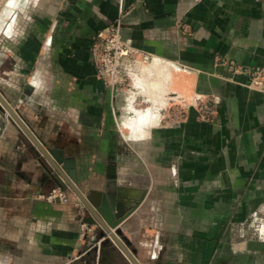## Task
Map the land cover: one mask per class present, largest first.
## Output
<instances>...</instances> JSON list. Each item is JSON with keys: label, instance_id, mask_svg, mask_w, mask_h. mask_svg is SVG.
<instances>
[{"label": "crops", "instance_id": "crops-1", "mask_svg": "<svg viewBox=\"0 0 264 264\" xmlns=\"http://www.w3.org/2000/svg\"><path fill=\"white\" fill-rule=\"evenodd\" d=\"M116 21L152 55L120 90L90 56ZM259 66L264 0H0V95L39 142L0 107V264H264ZM204 97L212 119L190 106L173 121ZM70 183L132 206L119 245L97 221L93 246L79 240L90 211ZM57 187L65 199H46Z\"/></svg>", "mask_w": 264, "mask_h": 264}, {"label": "built area", "instance_id": "built-area-1", "mask_svg": "<svg viewBox=\"0 0 264 264\" xmlns=\"http://www.w3.org/2000/svg\"><path fill=\"white\" fill-rule=\"evenodd\" d=\"M91 62L94 67L96 76L101 80L103 85L116 90L126 88L129 80V66L131 64H145L151 60V53L143 51L135 47L130 38L123 37L120 32V25L116 21L111 23L95 33L91 47H90ZM253 79L248 84V87L257 90H264V83L259 80V77L264 75V67H255L251 71ZM196 104H191L196 108ZM0 107L3 109L5 117L8 112L4 109L0 101ZM176 109V108H175ZM202 113L206 115H213L214 111L210 107L204 105L199 108ZM174 110V109H172ZM180 116L174 117L173 121L178 122ZM64 192L59 188L52 189L45 198L54 200L65 199ZM81 219L79 224L78 238L85 241L87 245L93 246L94 236L91 228L85 221H82L83 211H81ZM99 244V241L95 245Z\"/></svg>", "mask_w": 264, "mask_h": 264}, {"label": "water", "instance_id": "water-1", "mask_svg": "<svg viewBox=\"0 0 264 264\" xmlns=\"http://www.w3.org/2000/svg\"><path fill=\"white\" fill-rule=\"evenodd\" d=\"M0 101H1L2 105L6 108V110L22 126V128H24L25 131L35 140V142L39 144V142H37V139L33 136V134L26 128V126L24 125V123L20 119V117L8 105V103H6V101L2 98L1 95H0ZM47 154L51 155L53 157V159H55L56 163L63 164V165L64 164L65 165L70 164L72 170L69 172V176L71 177V179L74 182L75 181V174L73 171L72 161L64 159L63 157L58 155L56 151L49 150L47 152ZM56 163L54 162L52 164V166L55 169L56 174L63 178V175L61 174L60 170L58 169ZM70 184L73 187L72 183H70ZM74 190L78 194V196H80L79 198L84 203H86L87 208L90 211V216L88 217V219L86 218L85 222L88 224H93L94 222L97 221L101 225L102 229L107 234V237L104 240H106V241L112 240L117 245H119L117 237L120 235L121 231L119 228H115V226L124 217H126L131 212L130 210L132 209V206L128 207L127 209H124L123 205L121 203H116L113 205L112 202H110V201H108V202L105 201L104 203L96 204L91 195L87 196V198L81 197V195L77 192V190L75 188H74ZM113 228H115V229L113 231H111V229H113ZM133 263L137 264L135 261H133Z\"/></svg>", "mask_w": 264, "mask_h": 264}, {"label": "rangeland", "instance_id": "rangeland-1", "mask_svg": "<svg viewBox=\"0 0 264 264\" xmlns=\"http://www.w3.org/2000/svg\"><path fill=\"white\" fill-rule=\"evenodd\" d=\"M230 67L233 68V69L235 68V66L232 65L231 63H230ZM259 67H264V66H259ZM252 69L248 70V73H249V82L251 81V79H253V76L250 75ZM259 80H261L264 83V75L261 76V77H259ZM249 82H248V84H249ZM248 84H247V87H248ZM248 88H250V87H248ZM250 89H252V88H250ZM255 90H257V89H255ZM258 91H264V90H258ZM196 101H197L196 102L197 103L196 104V108L194 106H192V107H194V110L196 112V117L199 120H210V119H212L215 116V109H214L213 104L211 102H208L205 97L204 98H198ZM204 105H206V106L210 107L211 109H213L214 113H213L212 116L211 115H206L205 113H202L200 111L199 108L200 107H204ZM190 106L191 105H189V104L188 105H180V104H177V106H170L171 118L174 119V117L180 116L179 121L180 120H183L185 118L186 112L188 111V109L190 108ZM174 107H176V109H174ZM172 109H174V110H172Z\"/></svg>", "mask_w": 264, "mask_h": 264}, {"label": "clouds", "instance_id": "clouds-1", "mask_svg": "<svg viewBox=\"0 0 264 264\" xmlns=\"http://www.w3.org/2000/svg\"><path fill=\"white\" fill-rule=\"evenodd\" d=\"M141 122H142V123L144 122V118H143V117H141ZM135 131L139 132V131H140V128L137 127V128L135 129ZM141 138H142V137H141Z\"/></svg>", "mask_w": 264, "mask_h": 264}]
</instances>
